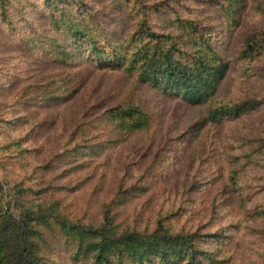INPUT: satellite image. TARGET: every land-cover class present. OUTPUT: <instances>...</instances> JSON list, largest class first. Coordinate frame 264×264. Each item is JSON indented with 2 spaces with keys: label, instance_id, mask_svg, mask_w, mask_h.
<instances>
[{
  "label": "rangeland",
  "instance_id": "rangeland-1",
  "mask_svg": "<svg viewBox=\"0 0 264 264\" xmlns=\"http://www.w3.org/2000/svg\"><path fill=\"white\" fill-rule=\"evenodd\" d=\"M9 2L10 22L0 17V186L10 213L19 215L15 186L42 191L79 225H97L117 200L116 225L152 229L173 215L176 231L221 234L200 247L226 264H264V217L256 216L264 209V0H80L71 10L105 46L133 34L146 6L153 30L182 37L189 53L177 23L193 22L227 68L204 105L100 68L83 52L63 64L51 52L52 38L63 42L50 27L57 12L40 0ZM252 102L259 106L235 119L199 126L214 108ZM125 104L148 116V130L123 138L110 126L109 109ZM48 240L51 264L76 263L59 234Z\"/></svg>",
  "mask_w": 264,
  "mask_h": 264
},
{
  "label": "trees",
  "instance_id": "trees-1",
  "mask_svg": "<svg viewBox=\"0 0 264 264\" xmlns=\"http://www.w3.org/2000/svg\"><path fill=\"white\" fill-rule=\"evenodd\" d=\"M40 1L57 12L50 27L62 36L63 42L59 43L57 37L52 38L51 52L60 57L63 64L83 52V60L90 58L100 68L135 74L141 84H148L190 105L210 103L227 70L226 63L211 47L207 36L198 34L199 29L193 22L177 23V29L189 33L188 44L193 48L189 53L184 50L186 43L182 37L160 35L153 30L146 6L141 11L143 17L136 20L137 29L133 34L124 38L122 44L105 46L85 21L72 15L71 10L76 12L83 4L80 0L72 4L62 2L61 5H57L56 0ZM9 3V0H0V17L4 24L10 22ZM69 46L72 50H68ZM124 47L129 48V53H122ZM38 90L42 93L41 88ZM45 100L53 102L49 97ZM61 101H65L64 98ZM256 106L259 103L214 108L199 126L235 119ZM108 119L110 126L123 138L146 131L150 125L148 116L131 104L109 109ZM234 180L232 178V186L238 184ZM14 189L12 194L18 217L13 216L4 204L5 198L11 197L0 186V264H51L46 253L52 252L48 238H53L55 233L71 246L75 264H226L218 253L200 247L201 243L219 239L221 234H204L202 229L176 231L169 223L173 215L160 216L152 229L123 228L115 224L111 211L118 203L112 200L103 206L101 221L97 225H79L61 212L58 201L50 203L43 199L42 191L36 194L31 188L15 186ZM256 216L264 217V209Z\"/></svg>",
  "mask_w": 264,
  "mask_h": 264
}]
</instances>
